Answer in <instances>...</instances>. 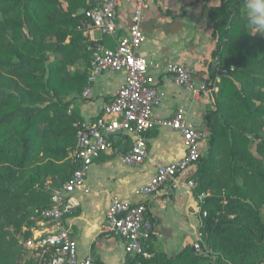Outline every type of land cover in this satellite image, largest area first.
Returning <instances> with one entry per match:
<instances>
[{"label":"trees","instance_id":"1","mask_svg":"<svg viewBox=\"0 0 264 264\" xmlns=\"http://www.w3.org/2000/svg\"><path fill=\"white\" fill-rule=\"evenodd\" d=\"M242 4L220 0L208 12L218 35L211 58L227 75L220 74L204 117L208 156L201 157L193 177L198 193L210 191L199 203V232L218 254L215 264L264 263V39L243 28ZM92 5L93 0H0V264H36L22 259L17 236H32L36 224L29 218L50 206L51 191L75 170L68 156L86 127L68 98L81 94L86 75L71 74L68 67L79 58L90 61L96 49L85 43L84 15H78ZM153 249L151 243L148 252ZM211 261L189 246L174 258L159 251L149 259L127 255L125 264Z\"/></svg>","mask_w":264,"mask_h":264},{"label":"crops","instance_id":"2","mask_svg":"<svg viewBox=\"0 0 264 264\" xmlns=\"http://www.w3.org/2000/svg\"><path fill=\"white\" fill-rule=\"evenodd\" d=\"M117 1L116 38L125 36L133 8V0ZM219 4L220 0H149L142 24L145 41L138 49V55L157 64L151 76L162 97L160 105L154 109V116L166 118L181 109L186 112L184 119L205 130L208 138L210 132L204 117L212 108L214 94L194 97L176 85L164 68L169 63L184 64L196 70L197 80L210 78V70L214 65L211 53L218 35L213 34L208 12ZM233 13V9L227 10L224 18L231 21ZM238 13L247 32L243 4L238 8ZM81 30L85 43L91 47L114 48L115 40L97 32L89 36V31L82 27ZM256 37L264 39L261 35ZM89 63L79 58L68 67L71 74L86 75V85L81 94H73L68 98L73 99L70 109L77 112L85 127L100 115L104 105L123 86L125 80L123 73L108 71L88 83ZM86 89L90 93L84 97L83 91ZM144 138L148 157L143 165L133 167L123 163L122 155L131 147L134 136L119 132L113 137V150L102 153L89 168L86 178L89 194L76 193L80 206L64 217V226L70 231L80 258L91 256L94 264H125L127 255L122 242L100 233L105 214L114 199L130 204L142 203L147 207V217L153 224L150 241L154 247L152 253L159 251L168 258H174L194 243L201 227L199 203L202 200L199 198L201 195H210V191L198 193L197 189L181 183L177 187L165 185L157 193L142 194L141 189L150 183L157 165L177 163L185 153L177 132L155 129L144 134ZM207 156L208 139L203 145L202 158ZM48 228V224L36 223L32 235Z\"/></svg>","mask_w":264,"mask_h":264},{"label":"built area","instance_id":"3","mask_svg":"<svg viewBox=\"0 0 264 264\" xmlns=\"http://www.w3.org/2000/svg\"><path fill=\"white\" fill-rule=\"evenodd\" d=\"M148 8L149 0H133L126 34L118 38L117 0H93L92 7L84 10L81 27L89 31V36L97 32L115 40L112 49H95L88 67L87 82H93L97 76L108 71L123 73L125 80L93 123L78 132L75 148L68 156L75 170L67 182L51 191L50 206L38 215V223L48 224L49 228L22 242L29 258L36 264H94L91 256H78L77 245L64 226V217L80 206L76 193L89 194L86 186L88 170L102 153L113 150V137L118 132L134 136L131 147L122 155L123 163L133 167L143 165L148 157L144 138L147 132L167 129L177 132L181 137L185 150L183 158L177 163L157 165L150 183L141 189L142 194L157 193L168 184L177 187L185 183L189 188H197L193 175L202 157L208 133L189 124L184 119L186 112L181 109L166 118H158L153 114L162 97L151 76L157 64L138 55V49L145 41L142 24ZM164 70L176 85L194 97L212 95L218 90L217 76L212 83H208L209 78L197 80L194 68L178 63L166 64ZM220 73L225 75L227 71L221 70ZM89 93L90 90L86 89L83 96L87 97ZM204 198L205 195H201L199 200ZM202 215L205 217L206 213ZM152 230L153 224L147 217L144 204L114 199L105 214L100 233L119 239L126 255L149 259ZM202 239L203 235L199 232L192 248L196 255L207 256Z\"/></svg>","mask_w":264,"mask_h":264},{"label":"clouds","instance_id":"4","mask_svg":"<svg viewBox=\"0 0 264 264\" xmlns=\"http://www.w3.org/2000/svg\"><path fill=\"white\" fill-rule=\"evenodd\" d=\"M247 33L264 36V0H243Z\"/></svg>","mask_w":264,"mask_h":264},{"label":"rangeland","instance_id":"5","mask_svg":"<svg viewBox=\"0 0 264 264\" xmlns=\"http://www.w3.org/2000/svg\"><path fill=\"white\" fill-rule=\"evenodd\" d=\"M244 13H245V10H244ZM49 57H50V60L53 59V57H52L51 55H50ZM47 67H49V64H47ZM210 71L214 72V76H213L212 79L209 78L208 83H212L211 81H214V78H215L216 76L218 77L219 82H220V74H221L220 71H221V70H220L219 68H217V65H216L215 63H214V65H213V68H211ZM221 75H223V74H221ZM225 75H227V74H225ZM218 84H219V83H216L217 88H218ZM261 136H262L263 139H264V129H263L262 132H261ZM253 151H254V150H253ZM251 203H252V202H251ZM27 211H28V210H27ZM260 213H261V218H262V220L264 221V207H261V208H260ZM29 219H30V221H34L35 224L39 222L38 217H36L34 214L31 215V217H30ZM22 229L25 230V226L22 227ZM10 230H11V229H10ZM17 239L22 243L23 240H22L21 237H19V235L17 236ZM202 240H203L202 247L206 249V251H207V253H208L207 256H210L211 259H212L211 264H215L214 261L219 257L218 254H215V253H213V252L211 251L210 244L207 242V238H206V236H204ZM23 249H24V248H23ZM28 258H29V256H28V254L26 253V251H25V249H24L22 259H23V260H24V259L27 260ZM204 264H206V262H205ZM224 264H232V263L224 262ZM257 264H264V263L261 262V263H257Z\"/></svg>","mask_w":264,"mask_h":264},{"label":"water","instance_id":"6","mask_svg":"<svg viewBox=\"0 0 264 264\" xmlns=\"http://www.w3.org/2000/svg\"><path fill=\"white\" fill-rule=\"evenodd\" d=\"M83 14H84V9H81V10L78 12V15H83ZM117 134H119V132H118ZM248 203H249L250 205H253L250 201H248Z\"/></svg>","mask_w":264,"mask_h":264}]
</instances>
